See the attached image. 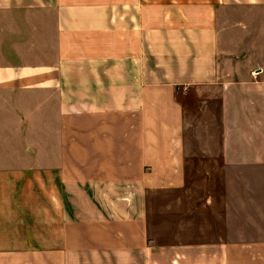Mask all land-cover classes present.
I'll list each match as a JSON object with an SVG mask.
<instances>
[{
  "label": "crops",
  "instance_id": "0c3cea01",
  "mask_svg": "<svg viewBox=\"0 0 264 264\" xmlns=\"http://www.w3.org/2000/svg\"><path fill=\"white\" fill-rule=\"evenodd\" d=\"M0 264H264V0H0Z\"/></svg>",
  "mask_w": 264,
  "mask_h": 264
},
{
  "label": "rangeland",
  "instance_id": "374dc122",
  "mask_svg": "<svg viewBox=\"0 0 264 264\" xmlns=\"http://www.w3.org/2000/svg\"><path fill=\"white\" fill-rule=\"evenodd\" d=\"M183 102L185 103V108L188 111L187 117H188L189 121H191L190 126L187 129V136L188 137L186 138V146L190 152H194L195 149L200 146V143L198 140H196L193 137V135L191 137V133L193 134V131L195 128H199V127L201 129L203 128V117L200 115H197L198 111H195L196 107L198 106L197 100H195L193 97H190L188 95L187 97L183 98ZM200 161L201 160L199 159V157H194V156L189 157V159H188V163H198ZM199 193H201V191Z\"/></svg>",
  "mask_w": 264,
  "mask_h": 264
}]
</instances>
